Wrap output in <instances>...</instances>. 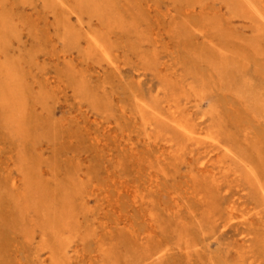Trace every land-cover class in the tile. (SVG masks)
<instances>
[{
	"label": "rangeland",
	"instance_id": "1",
	"mask_svg": "<svg viewBox=\"0 0 264 264\" xmlns=\"http://www.w3.org/2000/svg\"><path fill=\"white\" fill-rule=\"evenodd\" d=\"M261 17L0 0V264H264Z\"/></svg>",
	"mask_w": 264,
	"mask_h": 264
},
{
	"label": "bare ground",
	"instance_id": "2",
	"mask_svg": "<svg viewBox=\"0 0 264 264\" xmlns=\"http://www.w3.org/2000/svg\"><path fill=\"white\" fill-rule=\"evenodd\" d=\"M240 1V0H239ZM247 1H249V0H247ZM253 3H254V1H253ZM256 3V2H255ZM246 4V3H245ZM241 5V4H240ZM239 5V6H240ZM243 5V4H242ZM258 6V5H257ZM263 6V5H262ZM245 7H247L246 5H245ZM256 8V7H255ZM255 8H253V7H251V8H246V9H243V6H242V8H241V10H243V12L244 13H246V14H249V13H251V16H252V13L253 12H256L257 11V9H255ZM254 15V14H253ZM257 15V14H256ZM261 20L260 21H262L264 18L263 17H261L260 18ZM263 22V21H262ZM95 41V40H94ZM100 41H98V43H99ZM99 45V44H98ZM101 46V45H100ZM143 104H145V103H143ZM141 106H142V104H141ZM183 120H181V122H182ZM174 122V121H173ZM175 122H176V124H177V126H178V128H179V130L185 135V137L187 136L188 138H190V139H193V140H200L201 139V137L199 136V134L198 133H196V131L195 130H193L192 128H189L186 124H184V123H181V122H179V121H177V119H175ZM172 124H174V123H172ZM176 124H174V125H176ZM192 125V124H191ZM202 134H204V133H202ZM208 134H210V133H208ZM204 136V135H203ZM204 139H206L207 140V142H209L208 144H213V145H216V144H218L217 143V141H218V139L216 138V137H214L213 135H208V136H206ZM170 143H172L171 141H170ZM173 145V144H172ZM220 145V144H219ZM218 145V146H219ZM206 159V158H205ZM210 159V158H209ZM203 160H204V158H203ZM202 160V161H203ZM205 162L207 163L208 161H204L203 162V164H205ZM211 162V161H210ZM208 164H211V163H208ZM207 166V165H206ZM208 167V166H207ZM204 168V167H203ZM233 210H234V207L233 206H231L230 207V211L231 212H233ZM235 214V213H234ZM244 215V214H243ZM242 215V216H243ZM256 215V214H255ZM232 216H233V214H232ZM243 217H245V216H243ZM243 217H241L243 220H245L246 218H243ZM234 218V217H233ZM235 219V218H234ZM247 220V219H246ZM231 221V220H230ZM244 222V221H243ZM243 222H240V223H243ZM231 223H233L232 221H231ZM230 223V224H231ZM229 226V225H228Z\"/></svg>",
	"mask_w": 264,
	"mask_h": 264
}]
</instances>
